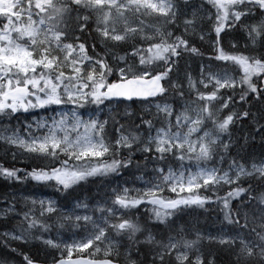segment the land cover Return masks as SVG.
<instances>
[{"label":"snow or ice","instance_id":"snow-or-ice-1","mask_svg":"<svg viewBox=\"0 0 264 264\" xmlns=\"http://www.w3.org/2000/svg\"><path fill=\"white\" fill-rule=\"evenodd\" d=\"M204 20L212 21L216 55L207 66L201 64L194 80L181 72V61L189 54L200 55L190 34L203 40L206 33L198 21ZM226 28L246 35L247 54L220 46ZM122 46L124 54L118 55L115 50ZM215 61L224 62L223 67H214ZM230 65L242 75H232ZM149 98L158 101L156 112L149 113L153 118L140 117L139 124L120 125L114 133L108 130V120L92 114L105 101ZM251 100L264 102V0H203L200 5L192 0H0V117L73 106L58 112L59 119L51 117L50 123L36 121L35 130L25 125L23 135L0 134L6 144L42 161L30 171L0 166V176L17 182L30 178L66 191L90 177L119 175L130 166L140 170V163L133 162L139 153L143 167L151 164L156 178L138 190H113L92 208L79 203L62 211L54 200L26 198L31 207L17 211L8 201L0 216L11 214L16 223L0 237L24 244L39 240L60 253L52 264H114L122 248L125 264H138L132 257L140 255L141 247L148 249L149 264H215L211 252L200 250L201 237L186 239L170 217L182 211L181 206L219 201L230 228L208 239L227 252L229 264H264V156L250 164L232 157L227 169L223 167L237 122L249 121L264 143V109L252 112ZM91 105L96 109L85 119L80 109ZM185 161L195 172L180 170ZM226 185L224 196H217ZM165 190L177 198H165ZM177 190L187 195L179 197ZM242 193L244 199L233 210L231 200ZM141 204L153 206L154 223L142 225L121 213ZM64 228L80 229L82 238L63 247L55 238H44L52 229ZM151 229L159 230V239ZM85 249L92 259L79 258ZM23 260L34 264L27 254ZM0 264L9 261L3 258Z\"/></svg>","mask_w":264,"mask_h":264},{"label":"trees","instance_id":"trees-1","mask_svg":"<svg viewBox=\"0 0 264 264\" xmlns=\"http://www.w3.org/2000/svg\"><path fill=\"white\" fill-rule=\"evenodd\" d=\"M197 3V2H196ZM198 5V3H197ZM199 16V13H197ZM151 22V20L149 21ZM203 25V31L208 30V26L204 25V21H198ZM174 31H182L181 29H174ZM237 37H240L239 39H242L245 37V34L242 31H237L236 33ZM234 35V36H236ZM94 36V33H93ZM193 35L190 34V37ZM199 36V35H196ZM192 43L195 44V46L199 49L200 52L203 54H213L211 49L207 47L206 44H204L203 41H198L197 39H190ZM236 40V39H234ZM81 42H83L81 40ZM124 47L116 49L118 55L124 54ZM225 51H228V48L224 47ZM97 52H101L100 47H97ZM91 54V53H90ZM103 55V53L101 52ZM191 57V56H190ZM189 55H186L184 59L181 61V68L185 69L188 74L192 76H196L198 74V66L200 62V58H190V62L188 60ZM206 63L208 62L207 59H205ZM218 61H215L216 63ZM218 64V63H217ZM197 67V70L195 69ZM110 79H115L114 76H110ZM171 99V97H169ZM155 100L151 101H132L131 103H126L124 101H117L116 103V109L112 111L111 113L107 114L104 113V118L106 117L108 120V130L110 132L114 133L115 128L119 127L120 125H126L131 126L133 123L139 124L140 123V117H144L145 119L153 118L149 116V113H155L153 111H147L143 108L145 104H148L150 102H153ZM132 105L133 108L131 109V113L128 112V106ZM237 110H240V105H237ZM248 107V106H245ZM264 109V102H258L255 100H251L250 103V110L252 112H258L259 110ZM227 112V109H225V113ZM9 119V116L7 117H0V133L4 131H14L15 130V122H18V120ZM245 137H247V141L245 142ZM230 144L232 145L230 147V154L226 155L225 162L223 163V167L227 169V162L232 157H236L237 159H240L243 157V159H240L241 163L250 164L252 161H258L262 156H264V143L261 142V137L254 133L251 124L249 121H240L237 122V124L231 129V141ZM13 153H15V158L13 156ZM133 162L134 163H140L141 169L137 170L135 167H129L128 169L123 170L124 175L130 180L135 179L136 176H149L151 175V169L152 165L149 164L147 168L143 167L144 161L142 157L139 155V153H136L133 155ZM42 161L28 157L27 155H24L20 152V150L14 148L13 146H10L0 140V166H3L5 168H18V169H24L25 171H30L32 167L41 164ZM26 181H31L32 183H39L36 181H32L30 178L25 179ZM23 182V181H22ZM22 182H17L14 180H7L4 177L0 176V206L10 200L12 198V195L14 192H18L20 186H22ZM243 187L247 188L248 184L245 183L242 185ZM229 186H225L223 189H220L217 191L216 195L223 197L225 192L228 190ZM253 187L260 191L261 187L258 186L257 183H253ZM201 194H208L203 193L201 190ZM255 194V193H254ZM244 199V194L242 193L240 197L233 198L230 202V207L235 210L238 205L241 204V201ZM213 200L216 201V197H213ZM70 193L69 191H66L62 194V204L64 208H68L70 206ZM193 208L183 211L178 215L177 217L170 218L171 220L175 221V225L177 229H182L186 227L187 225L192 226L196 220L198 223L197 228H205L206 226H216L220 220L223 218V213L221 211L222 205L219 201H216L212 203L211 205L205 204L203 207L198 206H192ZM194 209V210H193ZM190 213H193L192 215H189ZM139 214V215H138ZM137 215V217H136ZM128 216L130 219H132L134 222H139L140 224H144L145 221H149L150 223H154V221H151L150 218L152 216L141 213L138 209H132L129 211ZM188 216V219L192 220V222L188 223L186 220V217ZM16 223V220L12 218V216L6 218V219H0V231H5L7 229H10L13 227ZM64 234H67L68 231H72L73 228H64L61 229ZM152 232L154 235H156L157 239L160 238V232L158 229H152ZM173 235H176V233H172ZM180 235H183L186 239H192L188 238L182 231L180 232ZM137 236L140 238L139 233H137ZM7 245V247L5 246ZM9 248H16V253L9 252ZM124 249H121V255L114 259V261L119 262L121 264H125L124 259ZM200 250L204 253L211 252L212 256L211 259L215 260V264H229V255L227 252L222 251L221 247L218 246L215 242H207L205 243L203 240H200ZM23 254H27L34 262H41V263H52L53 262V256H57L58 254L54 251L48 252L46 248L38 243L37 241H34L33 239H30L28 243H20V242H10L5 241L2 237H0V259L7 258L9 261V264H12V260L14 258H17L21 260L22 264H24L23 260ZM85 255V254H81ZM75 257L77 254L74 255ZM99 255L98 257H100ZM134 260H137L138 264H148L150 261V255L148 254V249L146 247H141L140 249V255L136 256L133 255L132 257Z\"/></svg>","mask_w":264,"mask_h":264},{"label":"rangeland","instance_id":"rangeland-1","mask_svg":"<svg viewBox=\"0 0 264 264\" xmlns=\"http://www.w3.org/2000/svg\"><path fill=\"white\" fill-rule=\"evenodd\" d=\"M194 4L200 5L203 0H194ZM197 2V3H196ZM204 10L205 12L209 11L208 5L205 3L204 4ZM214 11V10H212ZM204 25L208 26V30H205L204 33V39L200 40L197 39L198 41H203L204 44L207 45V47H209V49H211L213 54H203L202 52H200V55H190L189 54V62L191 61L190 58H200V62H199V66H198V74L196 76L193 77L194 80L199 78V70H200V66L201 64L204 65H208L209 64V58L210 57H214L216 55L215 51H214V47H213V40L214 39H206L207 36L209 35H213L215 37V33L211 30V25H212V21L210 20H204ZM226 31L221 32V41H220V46L224 49L225 44L226 47L228 48V51H243L245 52V54H247V50L243 47L245 42H246V35L243 39H239L240 37H237L236 33V29H225ZM233 32L234 35H236L234 38L232 37H227L225 35V32ZM199 37V36H198ZM236 39V40H234ZM232 44L236 45V48L233 49L231 47ZM225 50V49H224ZM191 56V57H190ZM205 59H207V63L205 61ZM218 63V64H217ZM191 64V62H190ZM192 65V64H191ZM219 65L221 68L224 65V62L218 61L216 63H214V67ZM197 70V67L195 68ZM229 70L230 73L234 76H239L242 75V73H240L239 69L235 66L230 65L229 66ZM185 69L181 68V72H185ZM255 80V78H253ZM109 80L110 77H109ZM224 89H221V92H224ZM158 101H153L150 102L148 104H145L143 106V108L147 111H153L156 112V108H155V103ZM73 108L72 105H65V106H50V107H45V108H36V109H29L27 112L24 111H18L15 114H12L9 116V119H12V117H14L13 119L18 120V122H15V130L14 131H4L1 132L0 134L2 135H9L12 132L18 131L19 134L23 135L24 134V130H25V125L31 124L33 130H35V122L39 121L41 119L47 121V122H51L50 118L51 117H56L57 119H59V116L57 115L58 112L60 111H65V112H69L71 109ZM128 112L131 113V109L133 108L132 105H129L128 107ZM96 109L95 105H91V106H87L85 109H80V113L84 116V118H87L88 113L93 110ZM114 109H116V103L115 102H111L109 103L108 101H105V103L103 105L99 106V110L94 111L92 114H94L96 117H98L101 120H107V118L103 116L104 113H111L112 111H114ZM225 112V110H224ZM2 142H4L3 140H1ZM5 143V142H4ZM185 168L184 169H180V170H184V171H192L195 172V167L194 166H190V162L189 161H185ZM209 166H212L211 164ZM217 167H220L221 164L218 162ZM179 166L176 165L174 166V170L178 169ZM135 179H128L125 175L124 172L122 170V172L119 175L116 174H110L106 177H101V176H96V177H90L87 181H82L77 185L72 186L71 188H69L66 191H69L70 193V206L68 208H64L63 204H62V194L65 193L66 191H56L55 188L52 187H46L44 186L42 183H32L31 181H26L23 180L22 182V186H20L19 191L18 192H14L12 195V198L8 201H13L15 203L16 206V210L19 211L20 209H24L25 211L28 210L29 207H31L30 204H26V198H34V199H51L57 202V205L61 208L62 211H68V210H72L75 209L77 204L79 203H84L87 204L89 206V208L94 207L97 203L102 202L106 199H108L112 193L113 190H116L117 192H119L121 189L123 188H127L129 190L132 189H141L146 181L149 180H155L156 178L152 175L149 176H136L134 177ZM177 192L179 193V197H184L185 195H187V193L184 192H179V190H177ZM130 195H134V193H132L130 191L129 193ZM162 195L165 198L168 199H174L177 198V193H173V192H169L167 190H165ZM14 198V200H13ZM7 201V202H8ZM7 202H5L4 204H2V206H0V210L5 209L7 207ZM192 206H196V205H190V206H181L183 208L182 211L177 210L175 212V214L170 217H177L178 215H180L181 212L183 211H187L191 208H193ZM141 213L147 214L152 216V205H145V204H141L138 205L136 208L134 209H138ZM132 209L128 210V209H122L121 213H129V211H131ZM194 210V209H193ZM77 211L81 214H83V209H77ZM36 212L37 214L39 213V206H37L36 208ZM90 214V213H89ZM193 213H190L189 215H192ZM139 215V214H138ZM12 216L11 214H9V217ZM193 216V215H192ZM137 217V215H136ZM0 219H6L3 216H0ZM186 221L188 223L192 222V220L188 219V216L186 217ZM198 227V223L194 222V224L192 226L187 225L186 227L182 228V232L188 236V238H192V239H196L197 235H199L201 237V240H203L205 243L207 242H214L213 240L208 239L209 236H217L218 234H220L223 231H227L230 226H226L225 222L222 220L219 221V223L216 226H206L205 228H197ZM8 230V229H7ZM152 230V229H151ZM6 231V230H5ZM4 231H0V233H2ZM82 233L80 229H75L73 228L72 231H68L67 234H64L62 232L61 229L57 230V229H52L50 234H45L44 238H55V241L57 243H61V247H63V245L65 243L67 244H71L74 240L75 241H79L82 238ZM140 239H143V237H140ZM34 241H37L38 243L42 244L39 240L33 239ZM11 242H15V241H11ZM43 245V244H42ZM46 250L48 252H56L58 254V256L60 255L59 252H57L55 249H51L46 247L45 245H43ZM123 249V248H122ZM90 251V249H85L83 251L82 254L85 255H80V257H88L90 259H92V256H88V252ZM124 252V259L126 262V255H125V251ZM77 254V252L74 250L72 253V257H75L74 255ZM99 255L102 256V254H96V256L98 257ZM78 257V256H76ZM133 259V258H132ZM12 264H22L21 260L14 258L12 261ZM149 264V263H148Z\"/></svg>","mask_w":264,"mask_h":264},{"label":"water","instance_id":"water-1","mask_svg":"<svg viewBox=\"0 0 264 264\" xmlns=\"http://www.w3.org/2000/svg\"><path fill=\"white\" fill-rule=\"evenodd\" d=\"M136 99H133L132 101H135ZM149 100H152V98H149ZM120 101H124V102H126V103H131L132 101H126V100H120ZM136 101H138V100H136ZM114 102H117V101H114ZM78 257H74V258H72L73 260H75V259H77ZM79 258H81V259H83V258H88V257H79ZM88 259H90V258H88ZM34 264H52V263H41V262H34ZM114 264H121V263H119V262H116V261H114Z\"/></svg>","mask_w":264,"mask_h":264},{"label":"flooded vegetation","instance_id":"flooded-vegetation-1","mask_svg":"<svg viewBox=\"0 0 264 264\" xmlns=\"http://www.w3.org/2000/svg\"><path fill=\"white\" fill-rule=\"evenodd\" d=\"M192 2L194 3L195 1L194 0H192ZM226 31V30H225ZM228 33H230L229 35H226L227 37H232V38H234L235 36H234V33L231 31V32H228ZM190 39H199V37L198 36H196V35H193L192 37H190ZM206 39H214V36L213 35H209V36H207V38ZM243 39V38H242Z\"/></svg>","mask_w":264,"mask_h":264},{"label":"bare ground","instance_id":"bare-ground-1","mask_svg":"<svg viewBox=\"0 0 264 264\" xmlns=\"http://www.w3.org/2000/svg\"><path fill=\"white\" fill-rule=\"evenodd\" d=\"M71 258H74V257H71Z\"/></svg>","mask_w":264,"mask_h":264}]
</instances>
